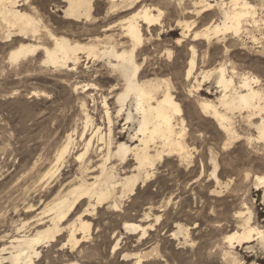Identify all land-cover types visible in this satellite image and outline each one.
Segmentation results:
<instances>
[{
	"label": "rangeland",
	"instance_id": "1",
	"mask_svg": "<svg viewBox=\"0 0 264 264\" xmlns=\"http://www.w3.org/2000/svg\"><path fill=\"white\" fill-rule=\"evenodd\" d=\"M206 2L213 5L206 6ZM236 2L139 0L129 11L109 14L110 0H96L92 20L76 21L65 19L57 10L66 3L29 0L27 11L53 34L97 48L113 37L122 43L119 50L130 49L129 40L122 36V20L145 5L155 14L160 12V24L149 30L143 27L144 42L136 51L142 67L139 80L160 79L163 88L169 84L181 108L182 114L176 117L178 122L184 119L187 150V154L173 153L157 160L149 169L150 178L138 183L119 209L103 205L92 210L85 217L91 222L90 235L74 250L69 246L62 249L68 232L55 243L42 244L36 264H137L139 259L141 264H264L257 231L252 232L249 243L238 245L237 240L233 244L228 240L232 233L243 232L249 217L250 226L264 232V188L256 180L264 175V141L257 129L264 109L227 111L230 133L202 109L203 102L220 107L224 91L215 69L221 65L227 76L233 77L228 93L240 90L243 77L258 79L253 86L264 93V0H247L255 14L243 18L238 33L196 36L209 24L219 22L223 7L233 8ZM186 24L191 27L186 29ZM109 25L116 27L105 30ZM184 29L187 35H183ZM5 33L0 30V261L10 250L1 253V249L10 245L13 237L26 231L32 235L49 225L51 202L80 173L82 134L86 130L89 136L92 131L86 127L87 121L93 128L104 125L101 130L106 133L110 112L115 140L139 143L129 141V133H122L131 125L126 123L128 109L118 113L117 99L124 80L99 54L82 50L79 62L70 67L46 63L43 52L13 62L10 53L23 42ZM39 37L47 46L54 45L46 31L31 42L37 43ZM193 55L196 67L188 77ZM67 144L68 150L61 155ZM98 154H93L94 163L100 162ZM214 157L219 164L217 177L213 175ZM115 164L124 176L135 161L125 170L124 164ZM86 204L78 205L64 223L74 219ZM126 222L140 224L146 233L126 231ZM117 242L118 249L113 250Z\"/></svg>",
	"mask_w": 264,
	"mask_h": 264
},
{
	"label": "bare ground",
	"instance_id": "2",
	"mask_svg": "<svg viewBox=\"0 0 264 264\" xmlns=\"http://www.w3.org/2000/svg\"><path fill=\"white\" fill-rule=\"evenodd\" d=\"M95 1L59 0L60 4L66 3V6H57V10H61L64 13L65 19L91 21ZM138 1L110 0L108 13L117 14L129 11ZM201 1L205 2L206 0ZM232 1L236 2L237 0ZM206 3V6L213 5L209 2ZM28 4L29 0H0V30L5 29V34L8 38L19 37L23 42L10 53V59L13 62H18L29 55L43 52L46 63L70 67L71 64L76 65L79 62L80 57L78 54L82 50L87 49L92 54H99L124 80V89L119 93L117 99L120 104L118 113L120 115L128 109L126 111V123L131 125L122 129V133H129V141H138L139 143L132 145L126 140H115L110 112H107L109 125L106 133L104 132L105 130H101L104 125L102 128H93V126H88L87 121L86 127L92 129V131L90 130L89 136H87L88 134L86 135V130L83 134L81 133L84 147L83 152L78 156V159L83 163L80 167L79 175L69 184L66 191L56 197L57 199L54 196L56 199L54 202L50 201L53 204L49 209L51 213L49 225L38 229L35 234L30 235V233L28 235L26 231L24 234L13 237L10 245L1 249V253L10 249L6 252L7 255L2 256L1 260L9 264H36L35 259L41 253L39 247L45 243L57 242L64 232H68V239L66 242H62V249L69 246L74 250L81 242H85L90 235L91 222L85 217L89 216L92 210L103 205H107L112 209H119L124 199L134 194L137 184H144L150 178L149 169L155 165L157 160L173 153L187 154L183 138L186 129L184 119H180L178 122L176 115L181 113V108L179 103L174 100L169 84H166L165 88H163V82L160 79L151 78L144 82L139 80V73L142 67L137 62L136 51L144 42L143 27L147 26L149 30L160 24V12L155 14L151 6L145 5L131 16H126L127 18L122 20L120 27L124 33L122 36L124 35L129 40L131 48L119 50L118 45L120 43L115 42L117 40H114L113 37H108L109 40L103 44L104 46L97 48L95 45L86 46L82 43H73L66 37L56 36L42 23L40 18L27 11L26 5ZM221 11L222 18L219 22L216 21L213 24H209L205 31L197 33L196 36L210 38L211 34L217 36L226 31L238 33L241 30L243 18L255 14L254 6H251L247 0H242L241 3L236 2L233 8L227 9L223 7ZM185 26L186 29L191 27L189 24ZM114 27L116 25H109L105 30L109 31ZM186 29L183 30V35H187ZM42 31H46L48 37L54 42L52 47L43 43L40 37L37 43L31 42ZM194 55L190 61V67L187 72L188 77L192 75L196 67ZM226 70L224 65L215 69L217 83L224 91L219 98L220 107L223 106L226 112H222L219 110L220 107L218 108L216 105L206 102H203L202 109L216 120L222 130L230 133L232 129L227 111L251 109H259L261 111L264 109V106L261 105L262 101H264V93L253 86V83L258 82V79L255 80L249 77L241 79L240 90L235 88L234 91L228 93L234 82L233 77L227 76ZM161 92V97H158ZM127 106L129 107L126 108ZM178 125H181L180 128H178ZM257 129L259 139L264 141V119L257 125ZM82 140L80 139L79 142ZM151 143H154V145ZM69 144L65 146L61 155L68 150ZM157 144H160V146ZM151 145L154 147L155 153L151 152L153 150ZM93 154L102 156L99 163L93 162ZM86 157L88 158L84 161ZM131 160H134L135 164L128 173H124V176H122L115 161L124 164L123 169L125 170V166ZM213 164V175L217 177L219 164L215 157ZM256 180L264 188V175L256 176ZM119 192L121 194H118ZM85 201H87V204L84 209H81L82 211L70 222L64 223L75 212L77 206ZM246 225L247 227L240 234L235 232L228 236L230 243L233 244L234 240H237L238 245L249 243L252 241V232L257 231V240L264 249V232L250 226V217L246 220ZM123 227L126 231L135 233L143 231V235L146 233V228L137 223L126 222ZM179 230V233L184 231L182 226H179ZM177 233H173V235L176 236ZM78 235H81V237H78ZM118 245L119 243L117 242L113 250H117ZM142 261L139 259L137 264H141ZM73 264H77V262H73Z\"/></svg>",
	"mask_w": 264,
	"mask_h": 264
}]
</instances>
